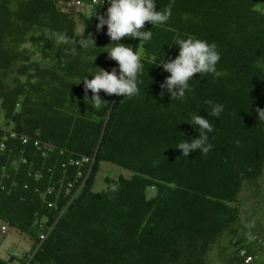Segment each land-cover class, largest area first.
I'll use <instances>...</instances> for the list:
<instances>
[{"label":"trees","instance_id":"16d2710c","mask_svg":"<svg viewBox=\"0 0 264 264\" xmlns=\"http://www.w3.org/2000/svg\"><path fill=\"white\" fill-rule=\"evenodd\" d=\"M71 1L0 0V224L28 248L0 264H264V0H155L172 14L146 22L152 40L120 41L145 64L139 95L101 90L100 109L81 81L118 64L102 53L106 25L61 12ZM189 34L217 45L220 75L195 74L171 101L156 66ZM208 101L223 105L209 117L213 147L183 157L176 146L198 137L188 122L208 118ZM104 163L131 175L106 176L98 193Z\"/></svg>","mask_w":264,"mask_h":264},{"label":"clouds","instance_id":"9594fccd","mask_svg":"<svg viewBox=\"0 0 264 264\" xmlns=\"http://www.w3.org/2000/svg\"><path fill=\"white\" fill-rule=\"evenodd\" d=\"M105 2L109 5L106 16L97 15L98 8H94L92 4L87 6V10L92 17L96 16L98 19L97 31L102 30L105 25L107 26V35L111 43L103 48L106 51L102 53H107L109 59L116 61L118 69L113 67L111 71H107L94 66L96 71L83 77L81 82L85 88V101L89 100L87 92L91 90L92 96L89 101L92 102V107L95 109H100L107 104L100 96L101 90L108 95L122 96L123 100L139 95L145 64L141 60L139 47L133 50L132 46L125 45L120 41L125 37L138 39L139 45L141 42L151 41L153 32L152 29H144L146 22L153 27L164 25L172 14L171 2L163 9L157 8L155 0H104ZM64 4H61V7ZM80 44L95 46V39L92 34L87 37L83 34ZM175 46H178V55L174 59L166 60L164 53V59L162 62H158L156 67H162L165 72L170 74L161 83V89L167 90L171 101L173 99L183 101L186 95L192 91L190 81L193 80L195 74H200V77L204 74L220 75L217 64L221 59V53L215 43H210L191 34L186 38H177ZM89 76L92 78L89 79ZM207 103L210 106V111L207 112L208 118L201 116L198 111H192L188 122L199 133L198 137H185L176 146V149L182 151L183 157H189L193 152L206 155L213 147L209 142L208 134L213 131L214 126L209 117H219L223 111V105L212 101ZM256 112L258 120L264 121V109L257 108ZM82 162H88L87 158ZM0 232L3 235L8 234L7 226L1 225Z\"/></svg>","mask_w":264,"mask_h":264},{"label":"rangeland","instance_id":"374dc122","mask_svg":"<svg viewBox=\"0 0 264 264\" xmlns=\"http://www.w3.org/2000/svg\"><path fill=\"white\" fill-rule=\"evenodd\" d=\"M77 23L78 31H83L85 27V22H83L81 18H77ZM108 175L113 178H118L121 175L129 177L131 173L127 170L113 166L111 164H102L95 185L96 192L104 193L107 190V185L104 183V178ZM26 245V242L21 241L19 235H17L14 231L10 230L8 234L4 235L0 232V257L9 258L8 256L11 254H17L23 257L24 254H26V249H28Z\"/></svg>","mask_w":264,"mask_h":264},{"label":"built area","instance_id":"2783aa9c","mask_svg":"<svg viewBox=\"0 0 264 264\" xmlns=\"http://www.w3.org/2000/svg\"><path fill=\"white\" fill-rule=\"evenodd\" d=\"M89 4H92L94 8H98L102 12L103 15L106 16L107 7L109 6L106 2L104 3V0H76L69 2L67 4H64L61 7V11L64 13H83V14H89L90 12L87 10V6ZM14 137V135H12ZM22 140L24 143L28 141V139L23 138ZM36 145H38L36 143ZM250 261V258L247 260V262Z\"/></svg>","mask_w":264,"mask_h":264}]
</instances>
